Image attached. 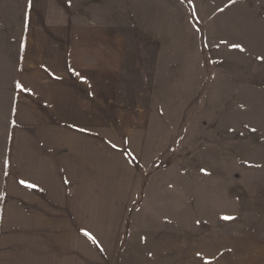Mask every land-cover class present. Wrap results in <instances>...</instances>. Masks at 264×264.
<instances>
[{"label":"rangeland","instance_id":"374dc122","mask_svg":"<svg viewBox=\"0 0 264 264\" xmlns=\"http://www.w3.org/2000/svg\"><path fill=\"white\" fill-rule=\"evenodd\" d=\"M0 264H264V0H0Z\"/></svg>","mask_w":264,"mask_h":264},{"label":"snow or ice","instance_id":"6c2138e0","mask_svg":"<svg viewBox=\"0 0 264 264\" xmlns=\"http://www.w3.org/2000/svg\"><path fill=\"white\" fill-rule=\"evenodd\" d=\"M21 183L23 184V183H25V181L22 180ZM28 186L31 187L32 185H28ZM85 235H88L93 240V242H96L95 237H92L90 233L86 232Z\"/></svg>","mask_w":264,"mask_h":264},{"label":"crops","instance_id":"0c3cea01","mask_svg":"<svg viewBox=\"0 0 264 264\" xmlns=\"http://www.w3.org/2000/svg\"><path fill=\"white\" fill-rule=\"evenodd\" d=\"M75 114H76V110H75ZM75 118V117H74ZM78 119H79V117H78Z\"/></svg>","mask_w":264,"mask_h":264}]
</instances>
